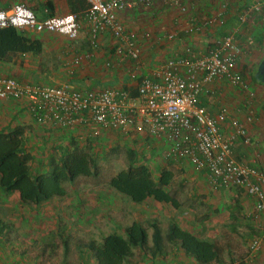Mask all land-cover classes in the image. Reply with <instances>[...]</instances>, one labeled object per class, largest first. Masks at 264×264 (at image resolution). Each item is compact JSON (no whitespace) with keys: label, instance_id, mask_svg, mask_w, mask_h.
I'll use <instances>...</instances> for the list:
<instances>
[{"label":"crops","instance_id":"crops-1","mask_svg":"<svg viewBox=\"0 0 264 264\" xmlns=\"http://www.w3.org/2000/svg\"><path fill=\"white\" fill-rule=\"evenodd\" d=\"M182 1L188 6L187 13H182L176 6L163 5L158 1L151 6L141 5L134 10L119 14V19L126 29L150 33L149 38L143 39L139 77L149 75L155 66L173 56L185 43L193 42L196 47H201L204 46L206 39L212 40L217 35L233 33L241 48L237 58V68L250 83L251 80L253 81L251 87L256 95L251 98L241 89L226 81H215L206 85L205 90L200 94V100L201 104L213 114L220 111L222 107H227L233 116L245 123L252 143L250 145L238 144L233 153L238 160L262 166L264 165V110L262 108L264 83L257 80L254 73H248V68H257L264 58V9L260 14H256L253 20L240 23L238 14L245 5L243 0ZM15 2L25 3L35 11L39 18L75 12L78 14L79 23L86 21V1L84 9L77 12L73 10L69 0H0V8L8 7ZM226 2L229 3L228 10L225 12L226 21L220 29L215 25H209L193 33L188 32V16L194 15L199 23H202L205 19L217 14L221 5ZM85 30L87 31V23ZM23 32L31 38L41 40L42 53H19L13 55L9 60L0 61V76L14 77L24 83H62L78 89H95L107 85L126 87L129 84L133 87L137 83L130 77V71L135 63L115 55L114 39L109 34H103L100 37L99 49L94 52V55L87 57L86 54L90 49L87 50L85 47H83L85 50L81 49L82 46L78 44L77 39V41H71L65 36L49 32L36 33L27 30ZM174 34L177 36L172 38L171 36ZM77 57L80 61L74 63ZM15 129L22 131L23 147L31 152L38 162L44 161L42 165L45 168H48L49 165L51 167V164L58 162L62 155L72 151L77 147V144L86 140L85 133L92 136L90 132L94 131L81 126L64 128L51 124H40L32 117L26 101L0 99V131ZM96 130L104 135L118 133L103 129ZM72 136L74 141L71 140ZM128 139L129 143H133L131 146L137 150L133 163L147 166L152 174L158 171L157 176H159L166 169L173 172L172 168L174 167L183 168L182 170H185L183 176L188 175L187 168H189V172L194 171L186 160L165 159L162 154L167 145L159 138L138 133L134 138L128 137ZM80 145L82 144L80 143ZM54 148L55 150H53ZM141 154L143 157H139ZM45 162L48 166L45 165ZM203 172L207 176L210 190L215 194L219 188L211 183L209 174L205 170ZM83 183L78 182L70 189L63 186L65 195L54 196L36 205L23 203L19 198L18 191L11 194H2L0 191V198L5 200L0 202V207L8 208L7 206H10V211L6 210L5 216H0V220L3 222L8 220V213L14 214L15 210L24 206L33 207L34 211L35 208L43 209V211L39 210L40 212L35 211L37 216L20 217L16 220L14 215L10 214L8 218L9 221L12 220V225L9 230L0 235V264H97L93 253L83 245L74 242L68 249L61 233L56 229L57 223L60 221L65 223L70 218H73V223L76 224L78 217L75 209H79L83 205L89 208L94 207L96 209L94 214H97L99 207L109 203L106 204L108 208L118 209L115 211V215L121 222L129 217L132 219L125 223L126 226L123 227V230H110L104 236L110 233L124 235L125 228L133 222L144 226L142 217L137 216L135 212L130 215L129 208L117 201L123 197L133 205L140 203L129 201L123 194L110 186H108L103 199L102 193L97 192L98 189ZM219 193L221 192L218 190V196ZM99 194H101L100 198ZM149 199L143 203L145 204ZM103 200L104 202H102ZM218 200L208 202L211 210L207 213L206 220L203 221L206 224V230H209L206 235L201 234L204 225L198 222L194 211L188 212L181 210L180 207V210L176 209L175 212L169 213V216L173 218L170 222L216 244L218 258L210 264H264V231L260 229L259 221L253 217L254 199L243 191L242 197L238 200L233 199L228 203ZM235 204L238 212L227 213ZM225 207L229 209L226 211ZM217 209H222L223 212L221 213ZM165 211L167 212V209ZM149 212L153 211L149 210ZM246 221L254 226L256 233L254 232L252 237L249 236L251 240L243 243L248 237L244 233L248 227L243 226L242 223ZM169 226L170 224L166 231L161 232V249H157L154 257L150 255L154 245L153 231L150 237L149 231L146 229V247H135L133 254L123 264H198L193 257L186 255L177 245L167 240ZM40 227H44V229L41 231ZM47 227L46 231L48 232H45ZM77 228H81V226L78 225L75 230ZM250 230L252 231V229ZM255 237L260 239V246L256 252L251 251V244ZM218 240H221L222 247L221 243L217 244Z\"/></svg>","mask_w":264,"mask_h":264},{"label":"built area","instance_id":"built-area-1","mask_svg":"<svg viewBox=\"0 0 264 264\" xmlns=\"http://www.w3.org/2000/svg\"><path fill=\"white\" fill-rule=\"evenodd\" d=\"M85 1L90 46L86 56L94 55L99 49L100 37L109 34L114 39L115 55L135 63L130 77L137 83L133 87L129 84L78 89L68 84L24 83L14 77L0 76V99L26 101L32 117L40 124L81 126L94 133L96 129H103L127 136L145 133L159 138L167 145L165 159L186 160L196 169L205 170L215 187L241 189L251 196L255 205L253 217L264 231V165L238 160L233 153L238 144L252 143L247 127L227 107L213 114L200 100L206 85L215 81H226L249 97H255L250 81L237 68L241 48L235 35H217L212 40H204L201 47L193 42L185 43L149 75L139 77L143 39L149 38L150 33L126 29L119 14L158 1L178 7L182 13L188 12V6L182 0ZM243 2V10L238 14L240 23L253 20L264 9V0ZM228 7L229 3H223L217 14L202 23L196 16H188V32L209 25L220 29L226 21ZM9 26L36 33H55L71 41L81 31L75 13L39 18L22 2L0 8V29ZM79 61L77 57L74 63ZM262 104L264 110V101ZM259 246L260 239L255 237L251 251L256 252Z\"/></svg>","mask_w":264,"mask_h":264},{"label":"trees","instance_id":"trees-1","mask_svg":"<svg viewBox=\"0 0 264 264\" xmlns=\"http://www.w3.org/2000/svg\"><path fill=\"white\" fill-rule=\"evenodd\" d=\"M69 1L76 12L85 7V0ZM26 34L12 26L0 29V61L9 60L19 53H42L41 40ZM23 146L21 130L0 131V191L2 194L18 191L20 200L25 204L36 205L54 196H63L65 182H73L79 176H92L97 171L94 157L76 145L72 151L62 155L58 162H53L49 171L42 169V172H33L31 162L35 156ZM40 168H45L42 162H38V170ZM173 177V172L166 169L155 180L147 166L130 164L110 178L109 186L135 203L153 198L157 202L171 204L176 209L180 203L166 189ZM9 226V223L0 220V235L9 230ZM124 231V235L110 233L100 243L90 241L85 244L97 264H123L133 254L135 247H146L147 230L142 224L133 222ZM161 239V230L154 225V245L150 251L152 257L156 255L157 249H161ZM167 240L193 257L198 264H210L218 258V248L214 242L202 239L176 223L171 225Z\"/></svg>","mask_w":264,"mask_h":264},{"label":"rangeland","instance_id":"rangeland-1","mask_svg":"<svg viewBox=\"0 0 264 264\" xmlns=\"http://www.w3.org/2000/svg\"><path fill=\"white\" fill-rule=\"evenodd\" d=\"M84 21V20H82ZM80 26L82 27V30L80 32V36L77 38V42L79 45L82 46L81 49L89 50V39L86 35L87 31L86 29V21L81 22ZM84 49V50H85ZM131 65V64H130ZM255 67L248 68V73L256 72ZM250 74V75H251ZM261 82V81H260ZM62 84V83H59ZM251 84H253V81L251 80ZM92 131V130H91ZM96 133L90 132L92 134L86 135V140L83 142H80L82 145L77 144L79 149L88 152L91 154L97 164V171L92 176H80L77 181L73 182H65L63 186L70 189L73 185H76L78 182H85L84 185L90 184V186H94L95 189H98L97 192L102 193L103 199L106 196L105 193H107V189L109 186V180L112 176H114L117 172L121 171L122 169H125L130 164H134V158L137 155V150L133 148V143H129V138H134L136 134L133 135H122L120 133H109L108 135H104L98 130H95ZM109 131V130H107ZM89 133V134H90ZM125 136V137H124ZM72 141H74V137L72 136ZM137 142V141H136ZM134 143V145L136 144ZM77 143V142H76ZM89 143V144H88ZM149 143V141H148ZM81 147V148H80ZM55 150V148L53 149ZM140 151V150H139ZM138 151V153H139ZM164 151V150H163ZM55 153H58L57 151H54ZM164 155V152L163 154ZM145 156V155H144ZM143 155L141 154V156ZM138 157V158H139ZM44 163V161H42ZM32 171H41L42 169L49 171L52 168V165L48 168H40L38 170V160L34 159L32 160ZM45 165L48 166V164L45 162ZM191 165V164H190ZM37 167V168H36ZM191 167L194 169V171L189 172V168H187L186 173L188 175L183 176L184 171L183 168H172L174 169V177L172 183L167 187V190L177 198V200L180 203V206L176 208L177 210H187L188 212L194 211V215H196V218H198V222L202 223L204 227L202 228L201 234L206 235L209 230H206L207 227L206 224L203 223L204 220L207 218V213L211 210L208 202H214L219 201L218 199L222 200L223 203H228L234 200H238L242 197L243 191L241 189H228V188H219V196H218V190L215 191V194L212 193L213 191L210 190L211 187L207 176L204 175L203 170H198L194 166L191 165ZM34 169V170H33ZM183 171V172H182ZM158 171H155L152 176L155 180L158 179L159 176H157ZM83 180V181H82ZM212 186V185H211ZM201 189V190H199ZM198 191V192H197ZM101 194H99L100 198ZM218 196V197H217ZM1 197V196H0ZM111 197V196H110ZM129 201H132L128 196H125ZM206 197H209L208 199ZM112 198V197H111ZM218 198V199H217ZM13 199V198H12ZM113 199V198H112ZM114 200V199H113ZM5 201L4 199L0 198V202ZM104 202V200L102 201ZM121 203V205L127 206L129 208L130 215L135 212L137 213V216L142 217L145 228L149 231L150 237L152 231H154V225H157L161 232H164L168 228V224H170L169 229L172 225V222H170L171 218L169 216V213L175 212L176 209H172L173 207L171 204L165 205L164 203L161 204V202L155 201L153 198H150L145 204H131V202H128L124 200V198H119L118 201ZM85 203V202H84ZM210 203V202H209ZM107 204V203H106ZM102 205L103 207H99L97 214H94L96 209L94 207H87L86 205H83L81 208H76V215H77V223H73V218L67 219V222H62L56 224V229L59 230L61 233V237L63 241L66 243L68 249L70 248V244L72 243H79L80 245H83L85 247L86 243H89L90 241H96L97 243H100L104 237V235L109 232L110 230H123V227L126 226L125 223L128 221H132V219L129 217L125 221L121 222L115 215V211L118 210L117 208L112 209L108 208V204ZM144 204V205H143ZM147 205V207H146ZM24 206V205H23ZM105 206V207H104ZM0 207V216H5L6 210L10 211L9 207ZM172 207V208H171ZM181 207V208H180ZM37 209V210H36ZM167 209V212L165 211ZM172 209V210H170ZM192 209V210H191ZM229 208H224V210ZM43 211V209L35 208V211ZM149 210L153 211L152 213L149 212ZM34 211L33 207H27L24 206L20 209L15 210L14 214L8 213L6 223H9V225H12V220L9 221L10 214L15 217V220L18 218H25V217H33L34 215H38L37 212ZM219 212H223L222 209H217ZM227 211V210H226ZM237 211L236 204L232 207V209H229L227 213H233ZM40 212V211H39ZM51 214V213H49ZM173 219V218H172ZM243 226H247L248 229L244 233L248 235L246 239L243 241V243L246 241L248 242L249 236H254V226L248 221L242 222ZM161 224V225H160ZM81 226V228H75L77 226ZM10 227V226H9ZM41 231L44 229V227L39 228ZM252 229V231L250 230ZM48 230V227L44 230L45 232ZM81 231V232H79ZM256 233V232H255ZM223 236V235H221ZM251 236V237H252ZM222 242L221 240H218L217 244ZM220 247V248H221ZM84 251V250H82Z\"/></svg>","mask_w":264,"mask_h":264},{"label":"water","instance_id":"water-1","mask_svg":"<svg viewBox=\"0 0 264 264\" xmlns=\"http://www.w3.org/2000/svg\"><path fill=\"white\" fill-rule=\"evenodd\" d=\"M254 76L257 80L264 83V58L260 65L257 67L256 72L254 73Z\"/></svg>","mask_w":264,"mask_h":264}]
</instances>
